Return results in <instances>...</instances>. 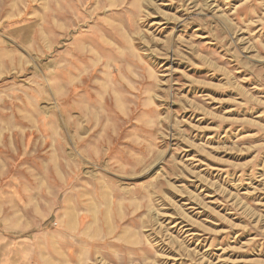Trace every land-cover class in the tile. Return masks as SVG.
I'll return each instance as SVG.
<instances>
[{
	"label": "rangeland",
	"instance_id": "1",
	"mask_svg": "<svg viewBox=\"0 0 264 264\" xmlns=\"http://www.w3.org/2000/svg\"><path fill=\"white\" fill-rule=\"evenodd\" d=\"M0 264H264V0H0Z\"/></svg>",
	"mask_w": 264,
	"mask_h": 264
}]
</instances>
